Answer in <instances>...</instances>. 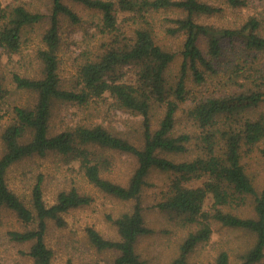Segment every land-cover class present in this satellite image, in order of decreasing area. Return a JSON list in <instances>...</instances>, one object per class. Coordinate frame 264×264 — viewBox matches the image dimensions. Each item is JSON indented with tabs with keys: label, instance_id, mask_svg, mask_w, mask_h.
I'll use <instances>...</instances> for the list:
<instances>
[{
	"label": "trees",
	"instance_id": "trees-1",
	"mask_svg": "<svg viewBox=\"0 0 264 264\" xmlns=\"http://www.w3.org/2000/svg\"><path fill=\"white\" fill-rule=\"evenodd\" d=\"M28 1L0 0V59L4 54L12 59L22 49L25 30L49 19L35 52V72L11 74L15 86L33 93L35 100L14 104L0 132V211L9 209L26 224L8 234L29 243L23 252L33 264H55L46 241L50 225L64 226L65 213L93 198L71 186L48 203L43 173L29 202L11 186L13 165L50 153L78 163L103 193L133 201L131 209L110 216L117 238L86 227L87 242L98 251L115 252L114 264H150L137 250L139 239L152 233L143 204L149 186L158 189L155 207L195 226L168 264H187L210 240L215 222L253 236L237 264L262 263L264 186L255 182L245 158L256 150L264 155V112L258 109L264 103V10L254 7L246 17L251 0H42L47 12L31 6L37 0ZM69 1L100 15V42L99 50L79 65L73 83L63 86L60 20L82 21ZM227 12H233L229 23L212 19ZM158 29L166 39H180L177 47L159 42ZM229 47L239 54L227 58ZM177 58V73L168 76ZM5 81L0 75V105L10 97ZM100 100L141 116L137 139L82 119L53 127L58 103L81 109ZM105 149L136 160L127 184L102 174L110 167ZM154 174L165 176L161 181ZM66 264L94 263L69 258ZM213 264H231L229 249L219 248Z\"/></svg>",
	"mask_w": 264,
	"mask_h": 264
},
{
	"label": "rangeland",
	"instance_id": "rangeland-1",
	"mask_svg": "<svg viewBox=\"0 0 264 264\" xmlns=\"http://www.w3.org/2000/svg\"><path fill=\"white\" fill-rule=\"evenodd\" d=\"M34 2L38 4H31L32 7L41 6L44 11L48 12L46 4H43L42 0ZM69 4L81 16L82 21L73 23L66 16H62L60 20L62 45L59 49V57L61 59L60 73L63 86H70L73 83L79 65L99 50L100 42V34L96 28L100 15L82 4L71 1ZM254 7L264 10V0H251L250 6L244 9L243 14L247 17L249 10L253 11ZM231 17H233V12H227L222 17L219 15L212 16V19L221 24H226L229 23ZM48 26L49 19L46 18L44 22L29 27L24 32V43L21 51L13 55L12 59L9 58L8 54H4L0 59V75L6 76L5 86L10 89L8 102L0 105V132L14 104L33 103L35 100L33 93L18 89L15 86L11 80V74L14 70L24 74L35 72L37 67L35 52L41 45L42 32ZM158 32L159 42L164 43L166 41L172 47H177L180 39H166L164 33H161L159 29ZM231 49L230 47L226 48L227 58L239 54L237 53L238 48L236 51ZM179 61L180 58H177L170 66L167 71L168 76L176 75ZM129 73L132 72L129 71ZM100 102L99 105L90 103L82 106L81 109H78V106L58 103L53 127L57 129L63 123L74 124L82 119V123H101L123 136H130L133 140L137 139L141 116L118 106L110 107L108 102L102 100ZM258 109L264 112V103ZM180 112L182 113V111ZM1 148L0 139V151ZM102 155L110 160V167L103 170L102 174L116 182L127 184L136 165L134 157L110 149H105ZM64 160L65 157L56 153H50L46 156L36 155L23 160L13 165L9 171L11 186L29 202L37 175L43 173L45 176L44 197L48 203L54 202L60 189L71 186L91 195L93 197L91 203L73 208L64 214L66 220L64 226L50 225L46 241L54 251L55 264H66L69 258L76 262L90 261L94 264H114L115 252L98 251L87 242L86 227L94 226L105 237L117 238L116 227L110 216L115 218L122 212L131 209L133 201L121 200L103 193L87 180L84 173L79 170L78 163L70 164ZM245 163L248 165L251 175L255 177V182L259 186H264V155L256 150L245 158ZM164 176L163 174H154L153 177H159L162 181ZM158 196V189L155 187L149 186L144 190L145 217L152 233L139 239L137 250L150 264H168L177 256L179 244L189 231L195 229V226L181 224L177 220H173L168 213L155 207L154 203ZM213 226L214 232L210 240L197 247L189 257L187 264H213L221 247L229 249L231 264H237L240 261L241 253L253 236L251 238L243 230L229 228L217 222L213 223ZM25 227L26 224L19 220L13 211L9 209L0 211V264H12L14 262L33 264V260L24 253L29 249V243L13 241L8 234L10 230H20ZM260 264H264V261Z\"/></svg>",
	"mask_w": 264,
	"mask_h": 264
}]
</instances>
